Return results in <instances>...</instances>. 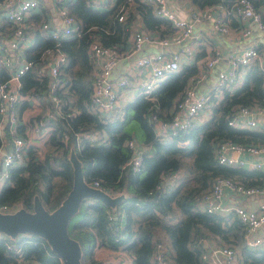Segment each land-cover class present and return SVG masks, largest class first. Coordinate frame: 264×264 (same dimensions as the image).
Wrapping results in <instances>:
<instances>
[{
  "label": "trees",
  "instance_id": "1",
  "mask_svg": "<svg viewBox=\"0 0 264 264\" xmlns=\"http://www.w3.org/2000/svg\"><path fill=\"white\" fill-rule=\"evenodd\" d=\"M191 1L201 8L227 4L226 0ZM251 1L258 9L264 7V0ZM120 8L126 11L123 21L117 18ZM67 10L80 25L81 33L59 42L67 62L58 75L57 95L77 113L53 122L42 157L36 152L37 147L30 145L26 162L9 168V184L0 190V207L19 204L32 210L35 194L46 209L56 207L72 185L68 154L73 147L82 162L87 182L98 181L101 188L111 194L127 193L117 207V219L108 218L112 211L106 204L87 200L69 221L68 232L80 242L84 264H108L94 257L98 247L115 249L121 246L132 257V264H153V250L161 242L169 247L174 264H206L201 255L207 248L200 243L201 237L218 239L219 243L231 247L238 245L242 225L237 216L233 212L210 214L202 211L198 203L203 192L219 176L244 186L264 185V173L220 164L212 151L216 139L242 144L264 143V130L237 128L227 123L228 114L238 106L257 104L264 107V70L257 63H250L241 85L234 91H224L223 99L212 106L207 120L193 124L186 133L160 136L149 121L151 116L162 120L171 117L173 103L193 85L190 83L195 80L197 67L181 66L155 86L151 97L139 93L113 116L105 117L90 103L91 61L87 48L91 42L98 41L104 46L116 45L124 52L136 22L141 21L151 35L160 37L172 34L169 22L156 17L150 6L140 0H117L116 6L102 11L94 9L87 0H71ZM40 19L37 16L36 20ZM52 45L54 40L36 32L34 43L25 50V56L37 61L43 49ZM0 77H6L2 68ZM20 80L22 93L31 89L39 92L46 89L48 76L39 81L35 71L30 69ZM83 131L103 132L106 142L93 145L83 139L80 147L76 133ZM64 133L68 135L67 143L62 141ZM134 136L141 146L150 147L143 154L144 167L139 173L123 167L131 153L124 141L135 139ZM162 174H179V177L169 187L154 190ZM19 242L28 263L62 264L38 236L26 234ZM238 256L243 264H264V254L257 250L241 247ZM14 263V257L5 251L0 240V264Z\"/></svg>",
  "mask_w": 264,
  "mask_h": 264
},
{
  "label": "built area",
  "instance_id": "2",
  "mask_svg": "<svg viewBox=\"0 0 264 264\" xmlns=\"http://www.w3.org/2000/svg\"><path fill=\"white\" fill-rule=\"evenodd\" d=\"M69 1L71 0L54 1L55 12L60 23L58 26L52 24L48 11L45 10L40 0H0V68L4 70L6 76L0 77V190L9 184V168L26 162L29 146H39L49 137L50 122L59 117L65 118L77 113L76 109L66 105L57 95L60 85L58 75L67 62V55L60 49L59 42L81 33L80 25L68 13L67 4ZM87 1L93 8L98 3L106 2V0ZM141 1L150 6L156 17L169 22L173 29L171 42H186L192 36L194 21L201 17H210V15L214 16V30L221 34L229 33L230 19H236L240 23L250 20L258 31L264 33V13L256 8L251 0H226L227 4L223 6L224 15L218 12L212 14L215 12V10L212 11V5L196 9L188 19L178 17L168 7L167 0ZM42 15L43 17L37 21V16ZM117 18L119 21H123L126 18V11L120 8ZM241 30L244 35H249L252 32L251 27L248 26L242 27ZM36 32L54 40V45L44 48L39 59L34 61L26 58L25 50L34 43L32 37L33 35L35 37ZM153 36L146 29L135 30L128 54L136 52L144 41H151ZM159 42L165 44L168 39L160 38ZM124 53L116 45L104 46L98 41L91 42L87 48V54L91 61L90 103L94 110L105 117H111L121 110L120 89L134 86L137 94L144 93L146 97H151L152 90L161 80L180 69L181 56H191L193 50L190 45H186L175 54L161 51L139 56L134 64L127 67L125 72L119 77L113 78L112 72ZM219 57L220 53L213 51L205 60L204 67H213ZM252 62L257 63L264 70V47L250 45L231 54L228 68L218 74L217 81L210 86L207 93L196 95L195 85H190L173 103L171 117L168 120L151 116L149 121L152 122L155 133L160 136L186 133L196 123L202 112H211L212 106L219 103L225 90L234 91L239 87L240 68L243 69ZM133 65H135L134 67L148 66L149 77L141 83L135 81ZM30 69L35 71V77L39 81L45 76V70H48L49 80L45 90L33 92L31 89L28 93L21 92L20 77ZM23 99L29 100L31 103L44 101L50 109L45 116H40L39 112L32 109L28 118L24 119L18 111V104ZM257 116L264 117L263 106L257 104L250 107L238 106L228 114L227 123L237 128L264 130V125L258 122ZM103 134L101 138H98L94 131H83L76 133V139L80 147L83 146V139H88L91 144L98 145L106 142V135ZM62 141L67 143L68 135L66 133L63 134ZM124 146L131 153L123 167L133 172H142L143 154L146 152L144 146H141L133 138L126 139ZM212 151L218 163L232 168L252 171L261 170L263 167L261 161L246 160L242 155L264 153V143L242 144L227 139H216L212 143ZM177 177L179 174L160 175V181L154 190L169 187ZM91 185L101 187L98 181H94ZM226 189L230 190L233 196L229 198L228 202L224 201ZM262 193H264V185L244 186L231 178L219 176L214 178L211 186L203 192L198 206L202 211L210 214L227 215L233 212L242 225L240 245L253 251L264 244V201L261 200L254 206H246L238 203L235 196L248 198ZM19 207V204L12 207L3 205L0 210L14 211ZM108 218L113 219L112 213L108 215ZM23 236L25 235L11 239L0 233V240L3 241L5 251L15 259L14 264H30L25 260L24 249L19 242ZM199 241L207 248L201 255L206 264H243L238 256V245L231 247L219 243L218 239L208 237H201ZM152 260L153 264H174L169 247L161 242L155 245Z\"/></svg>",
  "mask_w": 264,
  "mask_h": 264
},
{
  "label": "crops",
  "instance_id": "3",
  "mask_svg": "<svg viewBox=\"0 0 264 264\" xmlns=\"http://www.w3.org/2000/svg\"><path fill=\"white\" fill-rule=\"evenodd\" d=\"M54 1L55 0H40V2L44 5L45 10L48 11V16L51 18L52 24L60 26L59 19L57 18L55 12ZM167 4L168 7L171 10H173L178 17L185 19L190 18V14L194 12L196 9H201V7L197 6L191 0H167ZM116 5H117V0H106L105 3H100V4L98 3V5L95 6L94 9H98L102 11L114 7ZM212 6H213L212 11L215 10V12L212 14H216L218 12L219 14L224 15L223 4L217 3V4H213ZM260 10L263 11L264 13V7H261ZM40 17H43V15ZM213 18L214 16L210 15V17H201L200 19L195 20L193 23L192 36L186 42L183 43L171 42L170 39L171 36L173 35L170 34L171 32L166 34L164 37H160V35L159 36L154 35L151 41H147V43H144L145 42L144 41L136 52L129 55L128 53H129V48L131 46L132 35H133L132 34L129 40L128 49L124 51L125 53L122 54L120 60L115 66L117 68L116 70L119 73L114 75L112 72V77L113 78L119 77L123 72H125V70H127V67L130 66V64H134V61L139 56L150 55L152 53H159L161 51L167 54H175L176 52H180L184 46L190 45V47L193 50L192 55L191 56L182 55L180 58V64L181 66L195 65L197 67L198 72L195 77V80L193 82L191 81L192 83L190 84L195 85L196 87L195 93L197 92L199 94L207 93L210 86L217 81L218 74L224 69L228 68L229 57L231 54L237 53L250 45H255L260 48L264 47V33H261L259 31L260 34L253 35V31L254 28H256V26L250 20H245L242 21V23H240L236 19H230L229 33L221 34L214 30ZM244 26L251 27L252 32L249 35H244L242 33L241 28ZM138 29H146L144 26H142L141 21H138L134 24V26L131 29V33ZM32 38L34 40L35 38L34 35ZM160 38H166L168 39V42L165 44H160L159 42ZM213 51H218L220 53V57L213 67L205 68L204 62L211 55ZM137 52H140L141 54ZM134 66L135 65H133V75L135 76V81H137L138 83L145 81L150 75L149 67L148 66L134 67ZM246 66L243 69L240 68L239 85H241V83L243 82L246 73ZM45 75L48 76V80H49V72L47 69L45 70ZM136 95H137V91L134 88V86L125 89H120L119 100L121 107L125 106ZM222 99L223 97H221L220 101ZM32 109L39 112L40 116H45L46 112L50 108L49 105L44 101H42V103H37V102L31 103V101L23 99L18 104V111L24 119L28 118L30 112H32ZM209 116L210 113H208L207 111L202 112L198 116L195 124L203 123L205 120H207ZM257 119L260 124L264 125V117L257 116ZM49 125H50L49 128L52 129L53 123L52 124L50 123ZM94 132L98 138H101L104 135L103 132L101 133L97 131ZM134 138L137 140L135 136ZM137 142L139 141L137 140ZM39 146L42 147L41 145ZM144 148L146 149V151L150 150V147L148 145H144ZM242 157H244L246 160L261 161L263 167L261 168V170L258 171L264 173V153H260L256 155H250L246 153L243 154ZM230 197L233 196L231 195L230 190L226 189L224 201L228 202ZM235 199L238 203L244 204L246 206H254L257 202H260L261 200L264 201V193H262L261 195L251 196L248 198L235 196ZM93 200L94 199H89L87 202H91ZM122 226H123V222L121 223L120 227ZM259 232H261V230H259ZM257 251L259 253L264 254V244L260 246L257 249ZM94 257L97 259H101L108 264H132V257L127 253H125V251L122 249L121 246H118L115 249H111L107 247H98L94 250Z\"/></svg>",
  "mask_w": 264,
  "mask_h": 264
},
{
  "label": "water",
  "instance_id": "4",
  "mask_svg": "<svg viewBox=\"0 0 264 264\" xmlns=\"http://www.w3.org/2000/svg\"><path fill=\"white\" fill-rule=\"evenodd\" d=\"M68 160L72 166V185L60 203L51 210L44 207L38 194L33 197V209L20 206L14 211L0 210V233L11 239L19 235L34 234L44 240L62 264H84L80 242L68 232V223L79 211L81 203L99 200L112 211L117 219V207L126 199L125 191L111 194L86 181L82 162L75 149L70 147Z\"/></svg>",
  "mask_w": 264,
  "mask_h": 264
},
{
  "label": "rangeland",
  "instance_id": "5",
  "mask_svg": "<svg viewBox=\"0 0 264 264\" xmlns=\"http://www.w3.org/2000/svg\"><path fill=\"white\" fill-rule=\"evenodd\" d=\"M256 34H260V32L258 31V29L257 28H254V31H253V35H256ZM144 43H147V41H145ZM137 53H140V52H137ZM141 54V53H140ZM138 55V54H137ZM117 68L115 67L114 68V70H113V74L114 75H116L117 73H119L117 70H116ZM215 77H216V75H215ZM196 95H199V93L197 92L196 93ZM54 121H56V120H53V121H51V122H54ZM50 122V123H51ZM54 126V125H53ZM43 132V131H42ZM46 136V135H45ZM47 139H48V137H47ZM47 139H45L44 140V142H43V144H41V146L42 147H40V146H36L37 147V153H38V155H39V157H42L43 156V154L45 153V151H46V143H47ZM237 244H238V246H239V251H240V249H241V245H240V242H237Z\"/></svg>",
  "mask_w": 264,
  "mask_h": 264
}]
</instances>
